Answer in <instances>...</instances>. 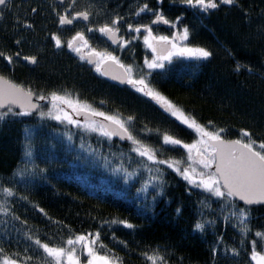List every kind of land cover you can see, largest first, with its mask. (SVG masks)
<instances>
[{
  "label": "trees",
  "instance_id": "16d2710c",
  "mask_svg": "<svg viewBox=\"0 0 264 264\" xmlns=\"http://www.w3.org/2000/svg\"><path fill=\"white\" fill-rule=\"evenodd\" d=\"M46 1L27 0L25 7L17 3L5 10L0 51L5 45V53L19 52L24 40L26 55L32 51L37 58L34 69L19 74L16 66L9 80L35 96L67 94L80 105L114 116L157 150V159L185 165L183 148L164 144L163 136L190 144L196 134L143 94L112 84L76 55L54 48L51 35L57 15ZM144 5L150 11L139 12ZM73 6L76 13H89L86 26L94 29L85 35L89 44L105 43L123 66L131 67V77L143 74L184 117L208 131L223 129L221 136L229 141L247 142L242 137L247 131L257 143L264 142V0H236L207 11L181 0H74ZM156 13L172 23L153 24ZM117 18L119 36L127 41L118 52L105 40L97 43L95 31ZM129 24L148 25L162 36L188 28L185 45L205 48L212 55L203 60L180 57L163 68L145 69L148 52L139 42L142 27L137 33ZM2 60L0 76L5 77ZM14 113L0 120V189L13 191L10 197L0 193V209H7L0 210V249L18 264H55L37 239L65 247L69 237L97 232V253L118 257L120 264H151L144 254L154 252L166 264H253L254 242L255 251L264 255L262 238L256 236L264 233V206H243L233 198L226 203L189 186L166 164L138 155L131 140L51 121L37 112ZM240 209L247 213L243 223ZM197 223L203 230L195 228Z\"/></svg>",
  "mask_w": 264,
  "mask_h": 264
},
{
  "label": "snow or ice",
  "instance_id": "6c2138e0",
  "mask_svg": "<svg viewBox=\"0 0 264 264\" xmlns=\"http://www.w3.org/2000/svg\"><path fill=\"white\" fill-rule=\"evenodd\" d=\"M6 2L7 0H0V5H5ZM181 2L191 7L199 8L202 11H207L209 9L217 8L220 4L232 5L236 2V0H181ZM146 10L150 11L148 6L144 5V7L139 9V12H144ZM32 11L35 12L36 9H32ZM155 15L156 19L152 21L153 24L158 22H163L164 24L172 23L171 21L165 19L160 13H156ZM76 19H83L86 21L89 19V13L79 12L71 18L66 15H60L59 24L62 26L71 25ZM119 19L120 18L114 19L111 21V24H105L98 29L102 35H107L108 38L112 40V43H117L116 33H118L120 30L119 27H117ZM177 19H179V17H177ZM172 26L175 27V24L173 23ZM26 27L30 28L31 25H26ZM128 27L130 31H135L137 33H139L141 31V27H143V29L148 33V36L145 37V43L149 48L152 49L153 53H156V48L153 47V45L149 42L150 37L152 40H158L165 44L171 43L172 49H176L175 37H173L172 40H170L167 36L154 37L152 36L151 28L147 25L133 28V26L129 24ZM87 31L92 32L94 29L88 28ZM180 35L182 39L187 40L189 35L188 28H184ZM51 39L55 42V46L57 48L62 46V41L56 34H53ZM119 39L122 41V43H119L118 46L123 47L127 41H123V37H120ZM76 41H81L82 44L80 46H76ZM17 43H19V41H17ZM67 46L69 49L80 52L82 47L88 46V40L85 38L84 33L77 32L70 40L67 41ZM174 54L186 56L195 60L207 59L212 55V53L205 48L185 46L179 48V50L175 52L169 50L167 55L161 54L154 56L153 60H146L145 63L150 70L163 68L164 65L161 61L169 60ZM90 55L99 58L97 61V70H99V61L111 60L113 62H119L117 57L112 55L110 52L99 53L95 50H92ZM0 57L7 61L8 64H12L14 62V57L12 55L5 54L2 51H0ZM15 57L20 58L21 53H15ZM23 59L32 64L37 62V58L35 56H24ZM88 62L92 63L93 61L89 59ZM121 66L123 67V65ZM237 70H239V66H237ZM126 72L131 73V67H128ZM127 82L137 86V91L142 92L144 95L154 99L157 103L165 106L166 110L172 112L173 115H177L179 113V115L184 118L183 122L188 124L190 128H194L197 133L200 134L201 139L198 143H202L204 145L203 149L198 148L197 144H183L181 140L167 134L163 136L164 144L172 146L180 145L184 147L189 153V160L193 161L192 164H189L187 167L181 169V161H167L157 159V150L150 148L134 137L131 132H129V129L126 127L125 123L114 116L106 115L103 112H97L96 110L92 109L90 105L86 104L81 105L79 111L87 109L91 111L93 115L102 116L104 119L111 121L122 131V138H127L128 140H131L134 145H136V147L133 148V151L137 152L138 155L145 157L147 160H150L156 164H166L169 168H172L178 174L183 176V178L187 180L189 184L193 185L194 187L202 188L204 191L209 192L212 196L223 199L226 203H230L231 198H237L243 201L246 205L264 203V142L257 143L251 138L250 133L247 131H242V137L248 138L247 142H243V139L225 141L221 136V133L224 131L223 129L218 131H208L205 127H202L200 124H198L194 119L184 117V114L180 111V109L176 108L175 105L168 101L164 96L149 86L143 74H140V78L138 79L129 76ZM32 95L33 93L31 90L25 92L24 89L18 85L13 84L5 77L0 76V108L7 107L6 113H0V120H2L8 113H12L13 110L11 105L17 104L21 97L30 99ZM37 99H48L52 105V108L48 113H40L42 117L44 115H48L57 121L66 120L70 124L79 126V121L72 119L67 113H63V115L59 114L63 112V109L60 108L61 104H68L69 106H72V101L68 98L67 94L62 96L56 92H53L49 97L41 95L38 96ZM76 103L79 104L80 102L77 101ZM21 107H23V105H21ZM29 107L35 109L39 106L30 104ZM53 110H56V114H54ZM74 111H77V109L74 108ZM14 114L29 115L31 113L30 111H22L20 113ZM132 119L133 117H129L128 121L130 122ZM86 127L90 131L97 130L96 127L91 125H87ZM100 127L102 135L111 136L114 134L109 131H104L103 126ZM194 149L197 151V154L200 157L198 160H193L191 155ZM193 164L201 165L202 170L198 171L197 168L193 166ZM213 167L214 171H204ZM0 193L8 197L13 195L12 189L8 187L0 189ZM0 210L5 213L7 212L6 208H2ZM177 211L179 212V209ZM233 215H236V213H233ZM246 215L247 213L245 209L239 210V216L242 223L244 218H246ZM112 223H121L127 228L134 227L132 224L127 223L126 221L114 220ZM195 228L197 230H203L204 225L197 223ZM256 236L264 238V233L258 232L256 233ZM99 240L100 233L97 232L95 234L89 233L87 235H77L74 238L69 237L66 241V245L69 246L67 248L64 246L50 247L48 243H41L39 239H37L35 243L44 250L48 257L55 261V264H61L62 257L67 258L68 264H79V259L76 256V245H80L82 248L87 249V254L89 256L88 264H120L118 257L110 256L108 254L99 255L97 253L94 246L97 245ZM99 247L105 248L102 243L99 244ZM144 255L145 259L150 261L151 264H166L164 257L158 252H154L151 255L145 253ZM252 259L256 260L257 264H264V255H261L255 251H253ZM25 260H31V257H26ZM0 264H18V261L10 258L3 253V249H0Z\"/></svg>",
  "mask_w": 264,
  "mask_h": 264
},
{
  "label": "flooded vegetation",
  "instance_id": "af4514ba",
  "mask_svg": "<svg viewBox=\"0 0 264 264\" xmlns=\"http://www.w3.org/2000/svg\"><path fill=\"white\" fill-rule=\"evenodd\" d=\"M26 1L27 0H7V2H6V4L5 5H1L0 6V19L2 18V20L0 21V22H2L3 24H4V26H5V10H6V8H12V7H14V5H16L17 3L18 4H21V5H25V3H26ZM48 1V0H47ZM47 1L45 2V3H47ZM49 2H50V4H51V7H53V11L55 10V12H56V18H57V28H56V31L54 32L55 34H56V32H57V36H59L60 37V39H61V41H62V46L61 47H59V48H64L68 53H72V54H74V55H76L80 60L82 59V57H83V54H88L90 57H92V59H93V63L92 64H89V62L86 60V59H84V57H83V61H85L88 65H90L91 67H93V69L95 70V71H97L99 74H100V71L99 70H97V61L99 60V58L98 57H96V56H92V55H90V53L92 52V50H95L96 52H99V53H102L103 51H108L109 52V50H106L104 47H103V44H105V43H103V44H100V45H93V44H89V42H88V46L87 47H82L81 48V51L80 52H76V51H74V50H72V49H69L68 48V46H67V41L68 40H70L77 32H82V33H84V35H87L89 32L87 31V29H88V26H86V23L88 22V20H83V19H76V20H74L73 21V23L71 24V25H69V26H62V25H60L59 24V16L60 15H66V16H69V18H71L72 16H75L77 13L74 11V6H73V4H74V0H49ZM25 7V6H24ZM153 25V24H152ZM148 26V25H147ZM6 29V28H5ZM96 32H97V34H99L98 36H97V38H96V40H97V43H99L101 40H105L106 42H107V44H109L108 45V47L109 48H112V47H114V48H116L117 49V52L118 51H123L124 49H125V47H126V44H124V46L123 47H119L118 46V44L119 43H122V41L119 39L120 38V36H119V32L118 33H116V38H117V43H112V40L111 39H109L108 38V36L107 35H102L99 31H98V29H96L95 30ZM4 32H5V30H4ZM143 32H145V33H147L144 29H143V27H142V34H143ZM176 31H170L169 32V34H164V36H167V37H169V39L170 40H172V38L173 37H176ZM148 34V33H147ZM154 34H156V35H158L159 37L160 36H162L161 34H157L156 32H152V36L154 35ZM51 37H52V35H51ZM5 38V37H4ZM86 39H87V37H85ZM140 39V45H141V48L144 50H146V52H148V57L147 58H145V60H144V63H145V61L146 60H148L150 57H151V52L147 49V47L145 46V43L142 41V35H141V37H139ZM6 39V38H5ZM5 39H4V41H5ZM136 39V37L135 36H133V37H131L130 38V40L131 41H133V40H135ZM150 39H151V37H150ZM52 40V39H51ZM88 40V39H87ZM152 40V39H151ZM153 42H151V44H153V45H155V48H156V53L158 54H165L166 52H168L169 50H170V48H171V44L170 43H168V44H165V43H163V42H160V41H158V40H152ZM52 42V45L54 46V48H56V46H55V42L52 40L51 41ZM82 44V42L81 41H76V46H80ZM28 45H26V43H25V41L24 40H22V43H20V46H19V53H21V57L20 58H16L15 57V52H12V53H5V45H4V47H3V52L5 53V54H8V55H12L13 57H14V62L12 63V64H8V62L7 61H5L3 58V60H2V67H3V71H4V73H5V78L7 79V80H9V77L10 76H14L15 75V73H16V70H18V72H19V74H21V73H24V71L27 69H31V68H33L34 69V67L37 65V62L35 63V64H32V63H29V62H27L26 60H24L23 59V57L24 56H35L36 57V53L35 52H30L28 55H26V53H25V49L27 50L28 48ZM17 53V52H16ZM113 55V54H112ZM179 57V56H178ZM118 59V58H117ZM105 61V60H104ZM104 61H100L99 62V67L101 66V64L104 62ZM111 61V60H110ZM119 61V60H118ZM169 62V61H168ZM115 63H117V62H115ZM167 62H165V64H166ZM117 64H120V65H123V64H121L120 63V61L117 63ZM16 66H17V68H16ZM122 67V66H121ZM123 68V70H125V73L127 74L126 75V81H125V84L124 85H122V86H127L128 88H131L132 89V91H134L135 93L137 92L136 91V88H137V86H134V85H132V84H129L127 81H128V79H129V76H131L132 74L131 73H128V72H126V69H127V67L126 66H123L122 67ZM144 68L145 69H147V67H146V63L144 64ZM101 75V74H100ZM148 74H145V76H147ZM101 76H103L104 77V75H101ZM106 78V77H105ZM107 79V78H106ZM109 80V79H108ZM10 81V80H9ZM109 81H111V80H109ZM11 83H12V81H10ZM112 84H116V85H121V84H117V83H113V82H111ZM139 93V92H138ZM141 94V93H140ZM37 97L38 96H35V95H33V100H34V102H36L37 103V105L39 106L38 107V109L39 108H42V107H46V106H48V104L50 105V101L48 100V99H45V100H39V99H37ZM46 97H49L48 95L46 96ZM148 98V99H150L152 102H153V104H155V106L156 107H159L162 111H164L165 112V107H162V106H160L161 104H159V103H155L154 102V99H152V98H150L149 96H145V98ZM69 98V97H68ZM72 101V100H71ZM72 102H74V105H75V108H77V109H80V108H78V106H80L81 107V105L80 104H78V103H76L74 100L72 101ZM165 108V109H164ZM77 117H76V115H75V120L77 121V119H76ZM84 124V123H83ZM94 124V123H93ZM96 124V123H95ZM196 152V155H197V151H195Z\"/></svg>",
  "mask_w": 264,
  "mask_h": 264
},
{
  "label": "rangeland",
  "instance_id": "374dc122",
  "mask_svg": "<svg viewBox=\"0 0 264 264\" xmlns=\"http://www.w3.org/2000/svg\"><path fill=\"white\" fill-rule=\"evenodd\" d=\"M182 32H177L176 33V39H175V43H176V49H172V46H171V48H170V50L171 51H173V52H175V51H178L179 50V48H182V47H185V46H187V45H185V40L184 39H182L181 38V34ZM146 36H148V34L147 33H145V32H143V34H142V41L145 43V37ZM154 37H159L158 35H156V34H154L153 35ZM149 42L151 43V42H153L150 38H149ZM171 44V43H170ZM153 45V44H152ZM172 45V44H171ZM145 46L147 47V49L151 52L150 54H151V57L147 60V61H151V60H153V58H154V56H158V55H161V54H157V53H153V51H152V49L151 48H149L148 47V45L145 43ZM153 47H155V45H153ZM188 47H190V46H188ZM108 51H103L102 53H107ZM168 54V52H166L164 55H167ZM179 56V57H178ZM180 57H183V58H189V57H186V56H180V55H172V57L169 59V60H163V61H161L162 63H163V65H165V62H168V61H170V60H173V59H176V58H180ZM100 62V61H99ZM146 67H147V65H146ZM147 69L148 70H150L148 67H147ZM158 69V68H157ZM152 70H155V69H152ZM137 91V90H136ZM137 92H139V91H137ZM139 93H141V94H143L142 92H139ZM143 96L145 97L146 95H144L143 94ZM70 99V98H69ZM154 102L157 104V102L154 100ZM160 104V103H159ZM160 106H162V105H160ZM162 107H165V106H162ZM52 108V105H51V103H50V105L48 104V106H44V107H42V108H39L38 109V111H37V113L40 115V113L41 112H44V113H48L49 112V110ZM60 108H62L63 109V112H61V113H59V114H61V115H63V113H67L72 119H74L75 120V111H74V108H75V105H74V102H72V106H69L68 104H61L60 105ZM78 108H81L80 106H78ZM166 108V107H165ZM75 109H77V108H75ZM54 111V114H56V110H53ZM168 114H170V116L177 122V124H181V126H183V127H185L187 130H191L192 132H194L195 134H196V137H195V139L190 143V144H197V146H198V148H200V149H203V147H204V145L202 144V143H198L199 141H200V139H201V137H200V134L199 133H197V131L194 129V128H190L189 126H188V124H186V123H184L183 122V120H184V118L183 117H181L180 115H179V113L177 114V115H173L172 114V112H170V111H168ZM41 116V115H40ZM44 117H46V118H49V120H51V121H57L56 119H53V118H51V117H49L48 115H44ZM57 122H61L62 124H70V123H68L66 120H64V121H57ZM72 127H74V126H77V125H73V124H70ZM87 125H91V126H94V127H96L97 128V130L96 131H93V132H98V133H101V127L100 126H98L97 124H93L92 122H85L84 124L82 123H80L79 122V126L78 127H81L82 129H88L86 126ZM182 147V146H181ZM183 148V150L185 151V153H186V164L185 165H180V168L181 169H183L184 167H187L189 164H192L193 163V161H190L189 160V153H188V151L184 148V147H182ZM196 150L194 149L193 151H192V153H191V155H192V157H193V160H198L200 157L198 156V154L196 155V152H195ZM193 166L194 167H196L197 168V170L198 171H200V170H202V166L201 165H199V164H193ZM168 167V166H167ZM204 171H208V172H211V169H207V170H204ZM176 172V171H175ZM177 173V172H176ZM178 174V173H177ZM179 176H181L180 174H178ZM198 179V178H197ZM187 183H188V185L189 186H193V185H191V184H189V182L187 181V180H185ZM196 188H198V187H196ZM202 189V188H201ZM203 190V189H202ZM81 235H84V234H81ZM72 238H74V237H72ZM262 243H264V239L262 238V241H261ZM66 245V244H65ZM253 246H254V249H253V251H255V249H256V246H255V244L253 243ZM66 248L67 247H69V246H65ZM76 249H77V251H76V256L78 257V259H79V264H88V260H89V256H88V254H87V249H84V248H82L80 245H76ZM255 252H257V251H255ZM258 253V252H257ZM260 254V253H259ZM100 255V254H99ZM252 255H253V252H252ZM61 264H68V262H67V258L66 257H62L61 258ZM253 264H257V261L256 260H253Z\"/></svg>",
  "mask_w": 264,
  "mask_h": 264
},
{
  "label": "water",
  "instance_id": "95a60500",
  "mask_svg": "<svg viewBox=\"0 0 264 264\" xmlns=\"http://www.w3.org/2000/svg\"><path fill=\"white\" fill-rule=\"evenodd\" d=\"M63 26H69V25H63ZM75 44H76V42H75ZM83 57L87 61H89V59H91L93 61L92 57H90L88 54H83ZM92 63H89V64H92ZM99 71H100L101 75H104V77L111 80V82H113V83L115 82V83L121 84V85L125 84L127 74L125 73V70H123V68L121 67L120 64H117V63L110 61V60H105L101 64V66L99 67ZM24 91L27 92L26 90H24ZM30 104L37 105V103L34 102V100H33V95L31 96L30 99L21 97L19 99V102L17 104L11 105V107H12L13 111H16L18 113H20L22 111H30V113L32 114V113H35L36 111H38L37 110L38 107L35 109H32L29 107ZM21 105H23V107H21ZM6 109H7V107L0 108V111H4ZM165 113H168V110L165 109ZM75 115L77 117L76 118L77 121H79L81 123H84V121H92L93 123H97L100 126H103L104 131H109V132L114 133L111 135V137L116 138L118 140H124V141L127 140V138H122L123 133L115 124H113L111 121L104 119V117H102V116L93 115L88 110L79 111V109H77V111H75ZM205 139H207V138H205ZM224 140L229 141L226 139H224ZM232 141H234V140H232ZM211 171H214V167L211 168ZM233 199L236 200L238 202V204L243 205V206H250V207H257L258 205L264 206V203H254L251 205H246V204H244L243 201H241L237 198H233Z\"/></svg>",
  "mask_w": 264,
  "mask_h": 264
}]
</instances>
